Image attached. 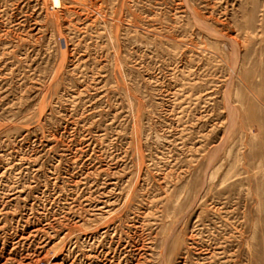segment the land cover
<instances>
[{
    "label": "rangeland",
    "instance_id": "374dc122",
    "mask_svg": "<svg viewBox=\"0 0 264 264\" xmlns=\"http://www.w3.org/2000/svg\"><path fill=\"white\" fill-rule=\"evenodd\" d=\"M0 264H264V0H0Z\"/></svg>",
    "mask_w": 264,
    "mask_h": 264
}]
</instances>
